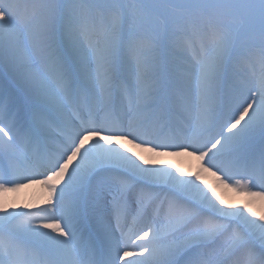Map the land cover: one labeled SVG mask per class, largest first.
<instances>
[{"label": "snow or ice", "instance_id": "snow-or-ice-1", "mask_svg": "<svg viewBox=\"0 0 264 264\" xmlns=\"http://www.w3.org/2000/svg\"><path fill=\"white\" fill-rule=\"evenodd\" d=\"M257 38L264 66V0H0V190L54 200L0 212V264H85L86 247L88 264H264V215L117 143L198 154L264 198V71L219 96Z\"/></svg>", "mask_w": 264, "mask_h": 264}, {"label": "bare ground", "instance_id": "bare-ground-1", "mask_svg": "<svg viewBox=\"0 0 264 264\" xmlns=\"http://www.w3.org/2000/svg\"><path fill=\"white\" fill-rule=\"evenodd\" d=\"M254 50L247 60L239 57L237 61L233 62L232 60V65L229 64L228 70L219 85V96L221 102L227 101L229 95L242 80L255 82L259 77V75H257L258 71H260L259 74L264 71V66H262L260 62H255L256 55L257 60H259V50H257V52ZM251 63L252 67L250 69H244L243 71L241 70L245 65L246 68L247 66L251 65ZM239 69L241 72H236V70ZM73 113L74 110L69 107L66 110L64 117H61V119H71L70 114ZM74 118L75 117H73V119ZM55 131V128H53L51 134L55 135ZM191 134L192 132L189 131L188 135ZM204 135H207V133H204ZM117 143H123L124 149H126L129 153H136V155L140 157L142 161H148L149 166L168 167L172 171L179 169V173L177 174H183L185 178L194 179L197 174H199L200 179L196 182L200 184L201 187H203L206 191H208L209 194L215 190L216 195L219 196L223 201V204L220 205L222 207L232 206L234 208H243L244 205H248L253 211L257 213V216L253 217V219H259V216L264 215V198L260 196H253L248 191H241L233 186H230L227 182H222V174L216 172L214 168H209L204 162L199 160L198 154L190 155L188 152H181L177 149L171 148H153L151 144L138 147L137 145L139 141L129 143L128 140H121ZM256 146L257 148L260 147L259 135L256 137ZM41 147L43 149L45 145H42ZM47 149L49 150V148ZM190 151L191 150L189 149V152ZM62 183L63 182H61V184ZM59 186L60 185H58V187ZM260 190L261 189H259V191ZM213 199H215V197H213ZM53 202V198L50 197V189L39 181L34 183L25 182L19 188L6 186L5 190H0V212H2L4 209H7L8 211L35 212L42 208L48 207ZM217 203L219 204V201H217ZM246 214L250 215V213H247V211ZM97 237L98 234L92 232L91 238L95 240ZM87 252L91 257V250L88 249ZM39 253L48 257L47 260L42 262V264H53L54 257L51 254L46 253L43 250H40ZM239 258H243V256L240 253H236L229 259L231 261L238 260Z\"/></svg>", "mask_w": 264, "mask_h": 264}, {"label": "rangeland", "instance_id": "rangeland-1", "mask_svg": "<svg viewBox=\"0 0 264 264\" xmlns=\"http://www.w3.org/2000/svg\"><path fill=\"white\" fill-rule=\"evenodd\" d=\"M256 43H257V48H256V50H254V51H256L257 52V50H259L258 49V44H259V39L257 38V41H256ZM237 59H239V57H237V58H233V62L234 61H237ZM255 62H259V60H257V55L255 56ZM232 61L230 62V65H232V63H233ZM246 66V65H245ZM245 66L241 69L242 71L244 70V69H250L251 67H252V63H251V65H249V66H247L246 68H245ZM241 70L239 69V70H236V72H241ZM260 73V71H258V74ZM260 75V74H259ZM259 189H260V187H254L253 188V191H259Z\"/></svg>", "mask_w": 264, "mask_h": 264}]
</instances>
